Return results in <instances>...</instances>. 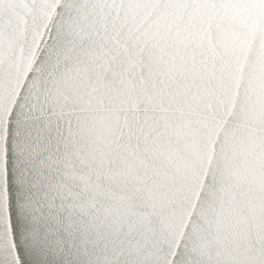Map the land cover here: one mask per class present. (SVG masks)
I'll return each instance as SVG.
<instances>
[{"label":"snow or ice","instance_id":"6c2138e0","mask_svg":"<svg viewBox=\"0 0 264 264\" xmlns=\"http://www.w3.org/2000/svg\"><path fill=\"white\" fill-rule=\"evenodd\" d=\"M0 264H264V0H0Z\"/></svg>","mask_w":264,"mask_h":264}]
</instances>
